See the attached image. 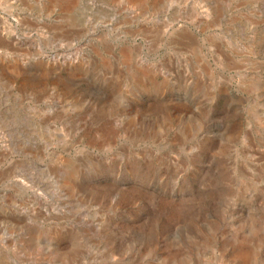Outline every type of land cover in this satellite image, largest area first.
Masks as SVG:
<instances>
[{"label": "rangeland", "instance_id": "rangeland-1", "mask_svg": "<svg viewBox=\"0 0 264 264\" xmlns=\"http://www.w3.org/2000/svg\"><path fill=\"white\" fill-rule=\"evenodd\" d=\"M0 264H264V0H0Z\"/></svg>", "mask_w": 264, "mask_h": 264}]
</instances>
